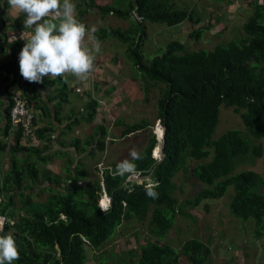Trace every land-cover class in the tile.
<instances>
[{
  "label": "trees",
  "instance_id": "trees-1",
  "mask_svg": "<svg viewBox=\"0 0 264 264\" xmlns=\"http://www.w3.org/2000/svg\"><path fill=\"white\" fill-rule=\"evenodd\" d=\"M222 1L232 5V0ZM77 2L79 21L93 11L127 23L126 29L102 28L93 35L101 43L113 40L126 47L125 57L131 70L148 84L142 87L144 93L159 87L160 98L155 109L156 119L166 127L165 158L155 156L157 140L149 130L146 146L129 161L141 176L153 170L151 179L155 181L153 188L157 196L146 195L145 183L126 185L131 174H116L119 163L104 169L102 179L83 181L87 176L85 161H96L98 155L95 153L105 152L107 130L102 126L85 141L72 139L69 146L79 150L83 145L84 157L79 164L70 158L63 167L65 175L52 176L51 171L46 170L48 157L44 155L52 145V126L37 128L35 132L37 143H44V148L38 144L25 145L23 141L28 140L21 127L11 132L13 94L24 97L28 109L38 117V107L33 105L28 88L13 82L8 87L4 128L5 136L12 134V145L0 147L4 160L11 167L8 172L0 173V217L7 221L0 235L10 233L15 238L19 258L13 264H88L87 249L96 254L101 252L116 240L123 225L132 222L146 223L148 235L147 242L138 246L137 256L134 252H126L115 261H109L95 254L96 264H211L213 252L201 241H188L175 250L164 245L163 240L175 227L177 217L184 214L182 207L194 210L206 200H219L231 187L235 191L229 205L231 215L245 222L252 220L256 225L253 238L261 241L264 237V169L242 167L264 157L263 143H259L264 141V3H250L252 13L242 27L240 38L226 45L220 44L223 46L210 52L187 51L180 42L166 41L159 53L147 59L142 46L145 24L168 28L184 23L196 26L202 22L198 11L190 6L189 11L181 9L186 3L179 0ZM215 12L218 13V9L212 14ZM24 19L25 13H22L16 20V33L30 30L24 26ZM211 29L208 24L190 37L199 41ZM23 45L15 44L16 59ZM16 59L5 64L3 69L14 71ZM222 107L239 114L244 129L229 130L213 139ZM90 108L93 111H88L83 118L89 123L95 118L97 103H92ZM120 125L125 126L120 138L151 127L147 120L132 125L119 120L117 126ZM69 127L71 129L72 125ZM32 158H37L39 163ZM192 161L193 165H187ZM187 168L191 177L205 187L180 206L175 197L174 179ZM23 188L31 190V194L26 197ZM39 190L46 191L48 197L43 202L33 203L34 192ZM103 191L111 198L108 211L99 206ZM14 215L18 216L17 220ZM10 217H14V223ZM246 253H243L245 259ZM245 259L238 262L234 255L231 256L232 263L247 264Z\"/></svg>",
  "mask_w": 264,
  "mask_h": 264
},
{
  "label": "rangeland",
  "instance_id": "rangeland-1",
  "mask_svg": "<svg viewBox=\"0 0 264 264\" xmlns=\"http://www.w3.org/2000/svg\"><path fill=\"white\" fill-rule=\"evenodd\" d=\"M183 1L186 4H183L180 8L189 11L190 6V9L192 8V10L198 11L202 22L196 26L190 23H184L183 25L172 28L159 24H145V35L142 46L143 54L147 59L159 53L160 49L166 45V41L180 42L186 46V49H188L187 51L203 50L210 52L217 46H223L220 44L226 45L225 43L240 38L242 27L252 13V9H250L249 6L250 3L253 1L264 3V0H232V5L228 6L222 0L216 2H212L211 0H200V2L197 3L196 0H179V2ZM215 9H218V13L215 12L212 14ZM84 22L85 24L87 23L88 27L94 26L96 29L95 33L99 32L102 28L126 29L127 27L126 22L119 21V19L113 16L103 17L102 15L95 14L93 11H91L88 16L84 17ZM208 24L212 29L206 31L199 41L190 37L191 34L203 29ZM23 32L26 31L24 30ZM105 42L106 41L103 43ZM110 42H113L115 46L110 49L107 55L117 54L116 62L111 64V73L115 72L116 77H112L108 81V75H106L103 68L101 69L100 79L102 80V85L100 90L102 91V96L100 100L101 103H103L109 99L108 102L113 110L109 116L106 112L101 110V115L96 120V122L100 120L103 121L101 126L107 130L105 138L106 149L102 154L95 153L96 156L98 155L96 161H85L87 176L85 180H83L84 182L92 181L95 178L102 179L103 170L112 167L114 163H121L125 160L130 161L146 146L149 138V130L154 133L156 140L160 139V141L157 140V145L161 143L162 138V136L160 138L159 133H157V129L161 128L163 132V124L160 120L156 119L157 112L155 109L156 101L160 98L159 87H155L154 89L150 88L148 92L144 93L142 87L143 85H147L148 87V84L145 79H140L139 75L134 70H131V64L125 57L126 47L118 42L115 43L113 40H110ZM24 43L25 42L20 44ZM105 52L107 53V49ZM22 99L26 102L24 97H22ZM119 120H122L126 125H132L141 120H147L151 127L146 131H140L137 134H131L127 137L120 138V131L124 129L125 126H117ZM85 125L87 124H84L83 127ZM34 128L37 130L36 124ZM96 129V125L85 126L83 128V133H85V135L81 134L79 138L82 141L87 140L94 134ZM234 129H244L240 115L235 113L233 109L222 107L219 112V122L212 138L217 139L225 132ZM12 131L13 128L11 132ZM35 135L36 133L34 136ZM261 142L264 146V141H259V143ZM23 143L28 147L38 144L36 136L34 140H28V142L24 140ZM10 145H12L11 142L8 143V146ZM157 145L155 147H157ZM1 156H3L2 153H0V159L2 158ZM32 160L39 163L37 158H32ZM57 165L56 163V166ZM187 165H193V161L187 163ZM56 166L53 168L54 172H52L55 174L54 176H64L63 168H56ZM10 168V166H6L3 173L8 172ZM40 168L43 170L41 166ZM249 168L259 171L264 169V157L253 160L252 163H248L242 167V169ZM46 170H48V167ZM62 181L63 179H60V182ZM127 181V185L145 183L148 186V182L144 180L138 181L134 179L130 181L127 179ZM174 184L177 186L175 197L180 206L183 205L186 199L192 198L205 187L204 184L191 177L188 168L180 171L175 176ZM45 186H48V184ZM23 189L26 197L28 194H31V190H27L26 188ZM234 193V188L231 187L219 200H206V202L200 203L194 210L184 209L182 207L184 214L177 217L175 227L163 240V244L178 250L179 247H182L186 242L191 240H198L204 244L208 243L209 248L212 249L213 252L211 264H237L236 262L232 263L231 256L234 255L236 260L240 262V260L245 259L243 253L249 250L250 255H245L247 258L245 259L246 263L248 261V264H264V251H260L262 243H259V249H257L256 246L258 242L253 238V232L256 231L254 222L252 220L245 222L231 215L229 205ZM106 196H108L106 191H103L99 203L103 211H108L110 209V204H108V207L103 205ZM47 197L48 193L46 191L42 192V190H39L38 192H34L32 202H43ZM17 200H20V198H17ZM14 216L17 217H15L17 220L18 216ZM13 218L14 217H10L12 223L15 221ZM145 227L146 223L144 225H139L134 222L126 223L122 226L116 240L107 245L101 252L96 254L91 249H87L88 264H96L94 259L95 254L99 257L105 256L109 261H115L119 258L118 256H122L121 254L126 252H134V255L137 256L139 252L138 246H143L148 240ZM253 250L257 251L256 255L253 254ZM112 252L115 254L114 256L110 255ZM108 263L112 264L111 262Z\"/></svg>",
  "mask_w": 264,
  "mask_h": 264
},
{
  "label": "crops",
  "instance_id": "crops-1",
  "mask_svg": "<svg viewBox=\"0 0 264 264\" xmlns=\"http://www.w3.org/2000/svg\"><path fill=\"white\" fill-rule=\"evenodd\" d=\"M72 2L75 5V15L78 18V2L77 0H72ZM21 14V11L9 6L6 0H0V37H2V40L0 39V147L1 145H8V143L12 142V134L5 136L4 129L7 120L6 109L8 90H10L8 87H10L13 82H18L19 84L21 83L28 88L27 93L32 99L33 105L38 107V117L35 121L36 127L43 128L46 126H52V145L49 150L44 153V155L48 157V166H46L52 173L54 172L53 168H55L56 163L58 164L56 168H63L66 166L67 162L71 160L70 158H74L75 162L78 163L79 160L84 157V147L81 145L79 150H77L75 147H70L69 144L71 140L79 138L81 134L85 135V133H83V128L87 125H96L97 128L101 127L103 121L100 120L96 122L98 117L101 115V110L106 112L108 116L111 115L113 109L110 107V103L108 102L109 99L103 103H101L100 100L102 96V91L100 90L102 85L100 73L101 69L103 68L106 75H108V81L112 77H116L115 72L111 73V64L116 62L117 54L111 55L109 53L110 56L107 55L108 52H110V49L115 46L113 42H110V40H106L105 43L99 42V51L93 52L94 67L89 72L86 79L81 80L72 73H64L61 76L54 78H45L42 82L32 86L29 81L20 75L18 58L16 59L18 52H16L15 44L10 42V38L17 32L14 25ZM43 19H48L51 22L58 24L62 19V15L60 11L57 10L50 13L48 17ZM79 19L80 18H78V20ZM80 22H82L86 28L88 27L87 23L85 24L84 22V18L80 20ZM29 29L30 30L27 29L25 31L30 37L31 28L29 27ZM83 44L89 49L94 48V41L88 39L87 36L85 37ZM106 49L107 53L105 52ZM13 59L17 60L16 69L14 71L12 70L11 72L5 71L3 66L10 63ZM98 72L99 75L97 76ZM95 102L97 103V108L95 109L96 115L94 120L89 123L83 120V118L88 115V111H93L90 107L92 106V103ZM76 119L79 120V122L75 123ZM84 124L87 125L83 127ZM70 125H72L71 129L69 127ZM39 142V146L43 147L44 143H41V141ZM0 153H2L1 150ZM1 157L0 173H3L5 167L10 165H8L4 160V155ZM54 175L55 174L52 173V176ZM257 242V249H259L258 245L261 242L262 245L260 247V251H264V237L261 241ZM205 245L208 246V243ZM210 250L212 251V249ZM256 252L257 251L253 250L254 255H256ZM246 254L250 255V251L248 250Z\"/></svg>",
  "mask_w": 264,
  "mask_h": 264
},
{
  "label": "clouds",
  "instance_id": "clouds-1",
  "mask_svg": "<svg viewBox=\"0 0 264 264\" xmlns=\"http://www.w3.org/2000/svg\"><path fill=\"white\" fill-rule=\"evenodd\" d=\"M6 2L12 8L25 13L23 24L31 28L30 38L24 43L18 55L19 73L24 79L40 83L45 78H54L64 73H72L81 80L87 78L94 67L93 52L99 51L100 44L93 35L95 27L86 28L78 20L72 0H6ZM57 10L62 15L58 24L43 19ZM86 36L94 41L93 49L84 46ZM125 173L135 174L134 165L128 160L119 163L116 168V174ZM145 192L149 197L157 196L152 185L146 186ZM18 258L19 252L14 236L10 233L0 235V264H13Z\"/></svg>",
  "mask_w": 264,
  "mask_h": 264
},
{
  "label": "built area",
  "instance_id": "built-area-1",
  "mask_svg": "<svg viewBox=\"0 0 264 264\" xmlns=\"http://www.w3.org/2000/svg\"><path fill=\"white\" fill-rule=\"evenodd\" d=\"M29 39V35L26 32H18L11 38L12 43H23ZM35 114L28 109L26 102L22 99L20 94H13L12 98V108L10 110V119L13 125V130L17 127H21L24 138L27 140L35 139ZM139 172L131 174L128 179L133 181L134 179L140 178ZM145 177V176H142ZM148 185H154V180L145 178ZM108 209V208H107ZM7 221L5 218L0 217V233H2L3 227Z\"/></svg>",
  "mask_w": 264,
  "mask_h": 264
},
{
  "label": "water",
  "instance_id": "water-1",
  "mask_svg": "<svg viewBox=\"0 0 264 264\" xmlns=\"http://www.w3.org/2000/svg\"><path fill=\"white\" fill-rule=\"evenodd\" d=\"M165 133H166V127L163 126L161 143H159V145H157V147L154 150L156 157L165 158V153H164ZM157 140L160 141V139H157ZM152 174H153V170H151L147 176H145V177L141 176L140 178L135 179V180L143 181V180H145V178L149 179L152 176ZM127 184H128V181H126V185ZM107 198H108V204H110V207H111V198H109V197H107Z\"/></svg>",
  "mask_w": 264,
  "mask_h": 264
},
{
  "label": "bare ground",
  "instance_id": "bare-ground-1",
  "mask_svg": "<svg viewBox=\"0 0 264 264\" xmlns=\"http://www.w3.org/2000/svg\"><path fill=\"white\" fill-rule=\"evenodd\" d=\"M157 133H159V136H160V138H161V136H162V130H161V128L157 129ZM156 135H157V134H156ZM105 204H106V205H105ZM103 205L106 206V207H108V198H105V199H104V203H103Z\"/></svg>",
  "mask_w": 264,
  "mask_h": 264
}]
</instances>
